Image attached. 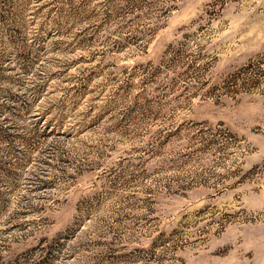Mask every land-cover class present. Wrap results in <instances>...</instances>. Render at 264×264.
Listing matches in <instances>:
<instances>
[{"label": "rangeland", "instance_id": "rangeland-1", "mask_svg": "<svg viewBox=\"0 0 264 264\" xmlns=\"http://www.w3.org/2000/svg\"><path fill=\"white\" fill-rule=\"evenodd\" d=\"M0 264H264V0H0Z\"/></svg>", "mask_w": 264, "mask_h": 264}]
</instances>
